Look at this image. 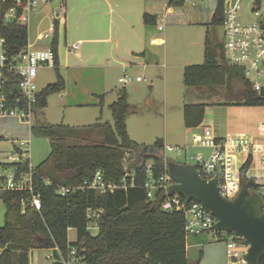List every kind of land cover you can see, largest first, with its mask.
<instances>
[{
	"label": "rangeland",
	"instance_id": "1",
	"mask_svg": "<svg viewBox=\"0 0 264 264\" xmlns=\"http://www.w3.org/2000/svg\"><path fill=\"white\" fill-rule=\"evenodd\" d=\"M84 5L83 13L79 14L74 10L72 0H39L41 12L36 11L31 14L29 22V43L33 44L34 50L47 49L52 46L55 32L52 29L57 26L59 55L61 65L57 68L44 67L39 70L38 87L45 88L58 80L60 73L65 81L64 88L57 93H53L48 98V105L42 108L31 119V123L36 121H46L51 124H67L72 127H86L97 122H114L110 103L116 100V92L122 87H126L129 101L135 105V112L128 117L127 129L130 137L140 144H153L158 139L165 141V145L187 146V150L165 151L164 158L179 163L196 164L195 156H201L202 160L210 156L212 149L197 146L193 143L192 133L184 125L183 109L185 103L205 102L207 111L205 120L200 129H192L194 132L202 133L209 129L214 133H231L230 129L245 126L256 132H262L259 122L264 121V111L260 113L246 111V105L241 103L242 82H234L236 94L228 92L226 87H221L216 94L190 88L184 83V67L187 63H203L204 41L207 33L211 37H218L223 40L224 29L222 26H211L213 12L218 0H195L186 1L182 5H172L174 13H171L166 20L164 30L159 31L158 27L163 23L159 17L157 23L142 25L145 26L149 42L154 37L166 38V45L148 49L145 53L147 61L152 63L148 67L142 65V59L128 58L126 68L116 65L114 57L109 52L114 51L117 46H121L120 53L124 45L134 43L137 39L135 30L121 24L117 17H113L114 23L109 25V12L105 0H82ZM123 0H119L122 2ZM124 3H129L127 0ZM123 3V4H124ZM122 4V5H123ZM227 0H224V5ZM242 9L248 12L251 1L242 0ZM68 7L67 16L64 15V8ZM159 5L157 9H161ZM60 13V15H58ZM129 18L132 22L137 20L136 15ZM67 19V29L65 22ZM104 23L105 29L100 34L92 37L109 39L105 43H87L85 40L78 52H71L69 46L80 39L91 38L82 34L75 27L79 22ZM134 23V22H133ZM135 24V23H134ZM136 25V24H135ZM139 25V22L138 24ZM26 26V25H25ZM144 27V29H143ZM133 28V27H132ZM40 32H46L44 39H39ZM134 41V42H133ZM96 45V47H95ZM190 51L192 53H190ZM2 53V48H0ZM142 54H139L141 56ZM151 58V59H150ZM66 62L84 64L85 67L79 70H69L63 68ZM126 62V61H125ZM137 63V64H136ZM164 63L167 65L166 68ZM96 65H100L97 66ZM129 75L132 81L124 84L119 79ZM140 76L142 80L136 81ZM264 83V76L259 78ZM99 101V102H98ZM103 102L102 105H99ZM260 119V120H259ZM233 125V126H232ZM251 132V131H250ZM0 135L4 137L0 140V159L7 157L8 152L14 150V139H31L29 148L31 162L34 166L43 164L50 155L53 147L49 137L33 134L31 125L28 122L20 124L15 118H0ZM86 135V133H84ZM94 143H103L104 135L99 132L92 134ZM259 137V138H258ZM250 138L249 144L238 143L228 149L227 160V184L228 197L236 196L243 180L246 178L256 180L264 190V137L258 136ZM21 141V140H19ZM18 141V142H19ZM254 144H256L254 146ZM27 148L28 146L23 145ZM135 154L127 153L124 165L128 166L135 159ZM148 167L151 161L147 162ZM5 204L0 199V226L4 225ZM98 229L93 231L96 234ZM209 232V233H207ZM211 237L210 243L192 246L188 251L189 264H239L242 253L247 247L242 245V239L237 241V249L241 255L231 258L227 255L226 242L231 240V235H226L216 239L211 231L203 232L202 235ZM69 240H77V231L72 228L69 231ZM209 246V247H207ZM202 251V253H201ZM55 253L48 248H36L30 256V264H53L56 255L50 258L51 253Z\"/></svg>",
	"mask_w": 264,
	"mask_h": 264
},
{
	"label": "trees",
	"instance_id": "2",
	"mask_svg": "<svg viewBox=\"0 0 264 264\" xmlns=\"http://www.w3.org/2000/svg\"><path fill=\"white\" fill-rule=\"evenodd\" d=\"M184 2L170 0L173 5ZM14 5L13 0L0 2V36L4 38V50L9 59L17 56L29 41L28 26L6 21L4 17L5 11ZM224 9V0H218L208 25L222 26ZM21 12L22 6L19 5L17 14ZM144 20L146 24L157 23L156 16L149 13L144 14ZM57 29L56 26L52 47L58 66ZM204 56L203 63L185 66L184 83L188 87L212 94L226 87L228 92L236 94L234 82L238 80L242 82V90L236 96L241 94V102L250 106H264V94L253 88L241 67L225 60L223 41L211 37L209 32ZM64 86V78L59 73L58 80L39 93L36 113L48 105L51 94L60 92ZM110 108L113 123L97 122L83 128L46 121L32 124V133L49 137L53 147L44 163L45 168H42L43 164L35 166L33 174L34 190L41 195L42 207L40 210L29 204L23 207L22 199H29L30 191L0 192V199L5 204L4 225L0 226V264H30L31 253L36 248L53 250L56 255L53 264H64L62 259L68 258L72 247L77 249L80 258L76 264H189L185 215L165 211L162 207L163 193L158 192L155 198L150 199L145 188L149 178L148 161H151L155 177L167 171L163 140L140 144L130 137L127 119L135 112V105L129 101L125 88L119 89L118 99ZM206 108L205 102L186 103L183 109L184 125L193 128L202 124ZM94 132L104 135L103 143H94ZM130 152L136 157L125 166L124 160ZM22 168L26 169L27 166ZM98 169L103 170L107 180L116 182H120L127 173L134 172L135 185L105 194L94 190L66 196L58 193L59 184H81L92 178ZM46 178L52 181L51 184L46 182ZM246 181L251 191L261 190L256 180L246 178ZM89 208L104 209L97 219L96 234L87 228ZM72 228L77 231L75 241L69 240ZM196 264H199V259ZM260 264H264V256Z\"/></svg>",
	"mask_w": 264,
	"mask_h": 264
},
{
	"label": "built area",
	"instance_id": "3",
	"mask_svg": "<svg viewBox=\"0 0 264 264\" xmlns=\"http://www.w3.org/2000/svg\"><path fill=\"white\" fill-rule=\"evenodd\" d=\"M14 6L5 11L6 21H15L20 25L28 26L31 13L38 8V0H13ZM195 2V0H184ZM242 0H227L224 9V53L225 60L234 66L241 67L244 70L245 77L252 83L253 88L261 91L264 83L259 81L264 76V0H250L251 5L248 12L243 11ZM5 3L6 0H0ZM22 6V12L17 14V6ZM163 28L162 25L159 26ZM46 33H41L39 39H44ZM157 39H152L156 42ZM81 42L72 44V50L76 51ZM0 117H15L21 121L28 122L31 126V119L36 114V104L39 93L42 91L38 87L39 70L44 67L56 68V54L53 47L47 49L34 50L33 44L27 46L15 57L8 58L4 50V38L0 36ZM141 81L142 78H136ZM124 84L132 81L129 75L120 78ZM244 141H232L223 137H214L203 139L201 144L212 148L209 157L202 160L201 156H195V164L201 175L207 180L218 177V185L222 194L228 197L227 184V160L228 149ZM246 142L245 144H248ZM28 146L27 148L22 147ZM30 142L21 141L15 145L14 150L7 153L4 161L0 159V192L5 190H26L30 191V198L22 199L23 207L28 204L35 209L42 207L41 195L35 192L33 185V174L36 167L32 164L30 158ZM165 151L187 150V146L164 145ZM166 168L163 174L155 177L152 174L151 165L148 167V180L145 183L147 195L150 199L155 198L158 192L164 195L162 207L165 211L181 212L185 215V232L187 236L199 235L206 231L213 232L219 239L231 235L232 239L226 242L227 255L236 258L241 255L237 249L239 237L230 234L228 231H216L214 225L217 218L201 208V202L184 199L180 194H170V187L175 183L172 179L167 163L169 159L165 157ZM23 166H27L23 169ZM134 172H129L120 182L109 181L105 178L102 169H98L92 178L86 179L78 185H58V193L66 196L70 193L85 192L94 190L99 194L114 192L117 189H127L130 185L134 186ZM128 178L130 180L128 181ZM46 182L51 184V180L46 178ZM131 183V184H130ZM263 197V203L260 212L264 213V190H260ZM235 197V196H234ZM232 197V198H234ZM230 198V197H228ZM104 209L89 208L87 216L90 219L87 225L88 230L93 232L98 229V217ZM242 253L239 264H245ZM54 257L53 252L49 255ZM77 249L72 247L68 258L62 259L64 264H76L79 262Z\"/></svg>",
	"mask_w": 264,
	"mask_h": 264
},
{
	"label": "crops",
	"instance_id": "4",
	"mask_svg": "<svg viewBox=\"0 0 264 264\" xmlns=\"http://www.w3.org/2000/svg\"><path fill=\"white\" fill-rule=\"evenodd\" d=\"M105 1H106V5H107V7L109 9L108 12H109V16H110V19H109L110 30H111V23H114V20L112 18L116 16L118 21L121 24H125L126 26H128L127 29H125L126 32H129L130 29H132V30L136 29L135 32H137V34H136L137 39L135 40V42L133 41L134 43H129L128 45H124V47L122 48V52L121 53L119 52L120 48H121L120 45L117 46L114 51H110L109 52V54L112 57H114V63L116 65H119V66H122V67L126 68L128 66L127 65L128 64V58L133 56L135 59H139V60L142 59V61H143L142 65L144 67L150 66L152 63H149L147 61L148 59L146 58L145 53H147V51H148V49H150V47H151L150 50H152L155 47L165 46L167 41H166V38L154 37L152 39H157V41L156 42H152V39H151V41L149 42V38L150 37L147 36L146 26H145V29L143 27L144 32L142 30V25L146 24L145 20H144V14L145 13L152 14V15L156 16L157 20L160 17L161 18V22H163L161 24L163 26V28L160 29L158 27V30L159 31H163L164 30V25L163 24H166V20H168L169 15L171 13H174V9L172 8L173 4H170V0H129V3H124L127 0H123L122 2H119V0H105ZM39 4L40 3H39V0H38V8L36 10H34L31 14H33L35 11L37 13L41 12V7L42 6L39 8ZM72 5L74 7V10H77L79 14L83 13L84 5H83V1L82 0H72ZM158 5L160 7H162V8L161 9H157ZM66 11L68 13V7L64 8V15L67 16ZM133 13L136 15V18H138L137 20L133 21L136 25L131 20H128L129 18L133 17V15H132ZM58 15H60V13H58ZM138 22H139V25H137ZM207 24H209V23H207ZM147 25H150V24H147ZM28 27H29V24H28ZM67 27L68 26H67V19H66L65 28L67 29ZM75 29L79 30L84 35L91 36V38L78 40L79 42H81V44H80V47L76 51L72 50V45L69 46L71 52H78L80 50L84 40L87 43H91V44H93V43H105L106 41L109 40V39L100 38V37H92L93 35L100 34L102 32V30L105 29L104 23L99 22V21H96V22L94 21L92 23H87V24L84 23V22H79L77 24V26L75 27ZM52 31L55 32V29L53 28ZM41 33H44V32H40L39 35H38V38H39ZM205 41H206V37H205ZM205 41H204V53H205ZM74 43H72V44H74ZM58 47H59V41H58ZM95 47H96V45H95ZM190 53H192V52L190 51ZM139 54H142V55L139 56ZM189 64H200V63H192V62H190V63L185 64V66H187ZM60 65H61V58H60L59 51H58V66H56V67L59 68ZM97 66H100V65H96V67ZM164 66L166 68L167 65L164 63ZM83 67H85L84 64L74 63V62H72V63L71 62H68V63L66 62L65 66H63V68L66 69L67 71H69V70H74L75 71V70H79V69H81ZM119 81H120V79H119ZM136 81H138V80L136 79ZM138 82H140V81H138ZM122 88L126 89L125 86L122 87ZM118 91H119V89L116 92V96H117L116 100L118 99ZM128 98H129V96H128ZM115 101H113L112 103H114ZM112 103H110V105ZM102 104H103V102L99 103V105H102ZM241 104L245 105L243 103H241ZM245 107H247L245 109H246V111L249 114H250V111L251 112H255L256 111V113H260V111H264V106H262V105H256V106L246 105ZM206 111H207V108H206ZM0 118H12V117H0ZM13 118H15V117H13ZM15 119H17L20 124H25L24 121H21L18 118H15ZM183 120H184V112H183ZM204 120H205V118H204ZM127 122H128V119H127ZM203 123H204V121L199 126L193 127V128H189V130H188L190 132H193L192 133L193 134L192 135V140H193V143L196 144L197 146L211 148L208 145L201 144V141L203 139H210V138H214V137H223V138H226V139H229V140H232V141L249 142L248 144L250 146V138L254 139V137H258V136H262V135L264 137V121L259 122V125L261 126V128L263 130L262 132H256V130L250 129V127L245 128V126H239L238 128L237 127L232 128V129H230V131H232V132L231 133H226V134L223 133V132L222 133H216V132L214 133L213 131H210L209 129H207V130L205 129L202 133L194 132L195 130L194 131L192 130V129H196V130L200 129V126H202ZM0 137L2 138L1 140L4 139L3 136L0 135ZM19 140H21V141H29L30 142V146H31V139L30 138L14 139V148H15V145L18 143ZM21 141H19V142H21ZM256 141L257 140L254 139V142H256ZM163 142L165 144L164 140H163ZM143 144H145V143H143ZM262 144L264 146V142ZM255 145L256 144H254V146ZM30 158H32L31 153H30ZM207 233H209V232H207ZM212 235L214 236V234H212ZM210 238L211 237H207L206 234L205 235L199 234V235L187 236V242H186V244H187V256H188V251H189L190 247L199 246V245H203V244H207L208 245V243L211 242ZM207 247H209V246H207ZM201 253H202V251H201ZM223 263L226 264L224 256H223ZM220 264H221V261H220Z\"/></svg>",
	"mask_w": 264,
	"mask_h": 264
},
{
	"label": "water",
	"instance_id": "5",
	"mask_svg": "<svg viewBox=\"0 0 264 264\" xmlns=\"http://www.w3.org/2000/svg\"><path fill=\"white\" fill-rule=\"evenodd\" d=\"M264 94V86L260 91ZM168 171L174 180L170 194H180L187 200L201 202L202 210L217 218L216 231L233 232L247 247L243 254L245 264H260L264 256V213H261L263 197L260 191H251L243 180L234 198L222 194L218 177L204 178L195 164L168 161Z\"/></svg>",
	"mask_w": 264,
	"mask_h": 264
}]
</instances>
